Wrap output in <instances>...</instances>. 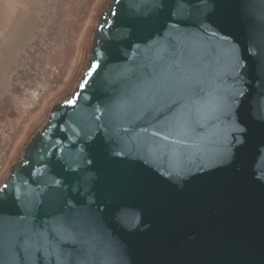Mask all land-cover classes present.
Instances as JSON below:
<instances>
[{"label":"water","instance_id":"obj_1","mask_svg":"<svg viewBox=\"0 0 264 264\" xmlns=\"http://www.w3.org/2000/svg\"><path fill=\"white\" fill-rule=\"evenodd\" d=\"M262 33L264 0H109L70 96L0 185V216L18 222L33 199L35 223L91 217L96 264H264ZM231 47L238 75L226 55H210ZM158 54L212 71L206 97L244 95L218 118L203 112L196 132L165 140L157 125L173 113L147 105L144 87ZM0 264L55 262L4 252Z\"/></svg>","mask_w":264,"mask_h":264},{"label":"rangeland","instance_id":"obj_2","mask_svg":"<svg viewBox=\"0 0 264 264\" xmlns=\"http://www.w3.org/2000/svg\"><path fill=\"white\" fill-rule=\"evenodd\" d=\"M109 0H0V185L86 66Z\"/></svg>","mask_w":264,"mask_h":264},{"label":"snow or ice","instance_id":"obj_3","mask_svg":"<svg viewBox=\"0 0 264 264\" xmlns=\"http://www.w3.org/2000/svg\"><path fill=\"white\" fill-rule=\"evenodd\" d=\"M119 5L121 0H114ZM116 15L115 12H112ZM264 39V33H262ZM227 56V66L231 72L243 67L241 58L234 47L228 48L221 53L216 48L210 49V55ZM253 56L255 52H251ZM158 63H154V71L146 73L144 87L148 89L145 95L148 97L147 105L152 109L160 111L166 108L173 113L170 119H165L157 127L166 131L163 139H168L173 134L180 133L189 135L197 131L199 118L206 111L208 117L215 116L218 111L231 112L233 105L238 103L237 97L243 96V91L236 89L230 97L222 96L218 91L208 90L207 97L202 86L206 79H210L212 71H207L193 63L191 70L185 67L183 60L172 55L167 59L166 55L157 56ZM97 65L93 63L88 76L96 70ZM208 69L213 65L209 63ZM238 75V73H237ZM84 83H87L85 81ZM83 87V85H81ZM135 97L128 98L123 103H130ZM69 100L68 104H73ZM99 119V117H97ZM147 131V129H145ZM153 136L161 135L159 131L153 132ZM27 163V162H26ZM39 171V169H37ZM59 185V181L55 182ZM5 187H8L5 185ZM33 199L24 202L26 212L19 217V221H6L0 216V254L4 252H23L26 257L31 258L34 254L39 258L47 257L54 260L55 264H96L98 250L93 243V220L87 215H65L52 214L41 223L32 222L31 208Z\"/></svg>","mask_w":264,"mask_h":264}]
</instances>
